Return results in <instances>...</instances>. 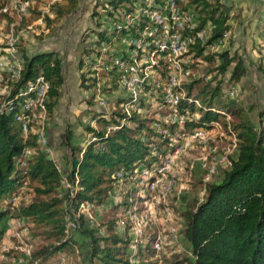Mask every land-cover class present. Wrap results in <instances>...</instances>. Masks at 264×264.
Returning a JSON list of instances; mask_svg holds the SVG:
<instances>
[{
	"label": "trees",
	"instance_id": "1",
	"mask_svg": "<svg viewBox=\"0 0 264 264\" xmlns=\"http://www.w3.org/2000/svg\"><path fill=\"white\" fill-rule=\"evenodd\" d=\"M154 1L159 7L162 5V0ZM39 2L32 0L29 16L21 18L17 30L40 17L43 2ZM137 6H144V1L57 0L48 5L49 15L41 16V23L51 36L56 34L61 21L73 15L87 13L93 21L94 27L83 29L77 42L79 87L90 91L85 99L88 107L94 103L97 79L104 75L114 77L113 57L124 58L123 50L112 44L126 32L144 26L143 21L124 26L120 19L121 14H130ZM181 9H190L194 21L193 28L182 32L194 37L186 53L204 63L199 68L200 74L190 73L175 87L183 91L175 106L183 118L182 124L163 120L169 108L162 102L148 105L142 100L138 104L142 112L134 109L125 115L119 107L107 115L88 110L83 114H88L86 121L81 122L80 117L73 122L66 121L58 135V145L64 149L61 155L64 178L70 185L76 184L71 195L60 182L61 174L55 170L53 159L38 145L36 119L28 120L25 133L21 132L18 121L20 114L31 115L24 108L22 91L38 75L48 85L43 103L45 116L49 121L52 119L65 81L62 56L57 51L27 50L23 43L16 42L14 55L21 64L18 75L10 77L5 70L0 71L5 91L0 94V239L5 233V219H24V227L39 230L36 238L31 235L37 239L31 260L43 261L76 247L84 252L87 264H157L159 256H155L153 232L140 233L133 241L128 222L120 226L118 218L110 217L92 226L85 215L74 214L82 203L98 206L106 202L115 190V172L124 171L133 176L139 165L147 170L158 166L167 155L165 149L169 148V138H163L159 128L174 137L184 130L209 129L211 122L219 123L218 118L226 114L228 120L220 121L221 129L235 137V158L220 178L205 185L200 199L195 197L183 206L179 215L180 233L187 249L182 263L264 264V103L244 104L238 96H229V90L240 83L248 67L241 57L226 48L206 50L229 29V21L236 14L228 0H184ZM101 15L106 17L108 27L101 22ZM200 30L206 32L203 41L195 36ZM258 40L264 43V29ZM263 50H257L259 58H264ZM254 61L264 71V66ZM188 68L197 69L194 63L188 64ZM165 73L160 72L161 79H166ZM125 98L119 99L118 105ZM91 119L95 121L94 126L89 125ZM78 128L95 140L82 147V139L78 141L79 134L75 132ZM25 149L31 154L24 159V166H19ZM24 183L30 187L28 199L13 202L19 193L18 187ZM127 187L116 190L125 193L112 206L115 214H123L132 204L127 196H133L135 190ZM142 197L148 196L138 194L137 200ZM66 216L76 222L75 228L69 231H66ZM174 255L177 254L173 252L170 259Z\"/></svg>",
	"mask_w": 264,
	"mask_h": 264
},
{
	"label": "rangeland",
	"instance_id": "2",
	"mask_svg": "<svg viewBox=\"0 0 264 264\" xmlns=\"http://www.w3.org/2000/svg\"><path fill=\"white\" fill-rule=\"evenodd\" d=\"M228 1L232 4V12L236 14V18H232L229 21V29L226 30L227 34L231 36V42L228 43L227 35L221 45L212 49L207 47L206 50L211 52L226 48L230 53H234L237 57H241L244 60L248 67L247 73L241 79L240 83L232 86L234 91L231 96H238L244 104L253 103L260 106L264 103V71L257 68V64H253V61L256 60L254 62H259L261 66H264V58H259L257 55V50L259 49L261 51L263 50L261 48H264V43H260L258 40L259 36H257L264 29L262 25L259 26L260 20L264 19V0ZM100 18L101 22L108 27L109 24L106 17L101 15ZM77 21H80L79 24H76ZM62 23L69 24L70 28H73V30L76 28V31L70 30V33L59 36L60 38L56 42V46L61 51L69 54L66 55V61L63 65L65 76L64 93L60 101H58L52 117L58 121V124L55 126L56 129L64 126V122L66 121L73 122L80 115L79 113L81 111L95 110L110 115L111 112L118 110L119 105L117 101L126 96V92L115 82V77L104 75L100 78L98 77L97 88L93 89L95 92V97L93 98L94 103L90 104V107L82 103L88 98L90 91L79 90L77 87V81L75 79L76 53L74 51V44L79 32L87 28V26L94 27V23L90 20L87 13L73 15L61 21ZM75 32L78 33L76 34ZM24 40L28 44V47L31 48L34 45L35 35L26 36ZM4 41L5 38L0 39V45L2 47ZM18 42L19 38L17 40ZM121 43L122 38L112 45L116 46V49H120ZM5 53L6 51L3 54L0 53V57L3 58ZM183 59H187L188 64L194 63V67L197 68L190 70L191 75L200 74L199 68L204 66V63L200 59H193L185 55ZM97 69L102 70L98 67ZM151 78L148 87L153 88L152 80H155V77L152 76ZM159 79L161 82H164V79ZM241 85H243L242 88H240ZM3 92L4 89L0 79V94ZM146 94L143 91L141 92L142 96ZM36 116L38 118L35 121L39 125L37 130L41 126L43 127L42 130L46 132L51 120L49 121L47 115L44 117L42 115ZM85 116H88V114ZM85 119L86 117L84 121ZM218 120H228V118L219 117ZM220 121L217 125L212 124L211 128L204 129L198 135L193 134L197 129L192 131L184 130L183 135H180L179 139H174L175 142L170 140L169 148L165 149L168 155H166L167 157L173 151V144L180 143V150L175 155L173 163L161 174V178L164 181H168L171 174H174L171 192H159V189L153 192H137L139 188L137 187V178L142 176L145 170L139 165L135 169L133 176H127L122 181L124 184L122 188L128 186L127 188L135 190L133 196L130 194L127 196V201L130 202L131 200L132 204L123 214L120 212L115 214L113 212L112 206L121 201L125 193L116 192L115 190L111 192L104 204L89 206L81 214L88 216V221L92 226L107 218L115 217L118 219L121 218L132 226L135 225L134 227L137 226L141 233L153 232L155 236L159 237V245L161 247L158 250L159 258L157 259V264H183L182 259L186 253L187 245L180 233V212L183 210V206L187 201L195 197L200 199L205 185L211 180L220 178L223 172L229 168L230 160L235 158L236 146L234 141L230 134H227L221 129ZM50 150L52 153V149ZM18 190L19 193L13 199V202L17 203L20 200L26 201L29 197V185L24 183L18 187ZM138 194L142 196L147 195L148 197H142L143 200H137ZM23 222L24 219L10 218L4 220L6 227L5 233L0 239V253L3 255L4 260H0V264L3 262L27 264L25 259H23L24 250H33L37 240L35 238L38 236L37 232L39 230H31L27 227L28 225L24 227ZM22 228L25 229L21 230ZM15 233H18L19 236H15ZM31 235H34L35 238ZM173 252L177 255H174L170 259ZM163 256L165 259L162 260ZM43 262L44 264H87L84 252L76 247L50 255Z\"/></svg>",
	"mask_w": 264,
	"mask_h": 264
},
{
	"label": "built area",
	"instance_id": "3",
	"mask_svg": "<svg viewBox=\"0 0 264 264\" xmlns=\"http://www.w3.org/2000/svg\"><path fill=\"white\" fill-rule=\"evenodd\" d=\"M54 1L57 0H49L46 8L40 9L41 14L39 19H41L42 14L48 13V5ZM142 1H144V6H137L132 13L121 14L120 16L124 26L133 23L138 24L140 21L144 22V26L134 32L128 31L120 37L122 38L120 49L124 52V58H120L119 55L112 59L113 74L116 79L115 82L126 92V98L121 104H119V107L125 115H128L131 110H142L138 107L140 100L148 105H157L160 101L169 108L168 113L162 116L163 120L182 124L183 118L177 113L175 106L183 96V91H179L178 89H175V87L179 86L181 82L186 80L190 73L187 59H183V56L190 57L186 52L188 50V45L193 43L194 37L183 35L182 32L193 28V15L190 9H181L184 0H162V5L160 7L155 4L154 0ZM31 5L32 0H2V3L0 4V16L11 19L4 27L0 25V32L3 33L5 38L4 50L6 51L5 56L3 58L0 57V69L5 70L10 77H16L21 67L20 62L14 55L17 38L21 31V29L17 30L16 27L21 18L29 13L28 10ZM118 26L119 25H116L115 28H118ZM26 28H28V26H26ZM205 34V30H200L195 36L200 41H203L206 36ZM227 35L228 34L225 31L219 39L208 47L212 49L221 45ZM103 48L105 49L106 47ZM162 71L166 72V79L164 82H161L159 79L161 76L160 72ZM152 76L155 77V80H152L153 88H150L148 85ZM47 87V82L41 75H38L32 82L28 83L22 91V94L25 95L24 108H27L31 112L30 116L24 114L18 116L19 127L22 133L26 132L29 119L38 118L36 115H42V117L45 116V106L43 101ZM142 91L147 94L142 96ZM233 91L234 89L231 88L228 95L231 96ZM3 93H5V91ZM194 103L198 104L196 100ZM225 117L228 118L226 114ZM122 122L123 119L120 120V123ZM211 124L217 125L218 123L211 122ZM89 125L94 126L95 121L91 119ZM155 126H157V124ZM42 128L43 127L40 126L38 130V145L52 158L51 150L47 145L46 135ZM159 129L163 135L162 137L169 138V142L170 140L175 142L174 139H179L180 135L176 134L174 137H170L164 129ZM203 130V128H199L193 134L198 135V133L200 134ZM230 136L235 144L234 135L230 134ZM94 140L95 138L93 136L88 134L84 135L80 145L85 147L86 144ZM177 143L173 144V151L169 157H167V155L161 159L155 169H145L143 175L137 178V187H139L137 192H153L156 189H159V192H171L174 174H171L168 181H164L161 178V174H163L168 166L173 163L175 155L180 150V143ZM30 154V150H23L18 165L24 166V159ZM53 165L55 170L61 174V184L68 189V192L71 195L76 189V184L74 183L73 185H70L67 183L62 172V165L58 160L53 159ZM127 176V172L124 171H117L114 173L113 179L115 191L124 186L122 181L123 179H126ZM89 206L92 207V204H80L74 215L85 212L84 209L86 208L87 210ZM87 217L88 216H86V218ZM65 222L66 231H69L76 226L75 219L70 218V216L65 217ZM123 222L124 221L121 218L117 220V224L120 226ZM134 226L135 225L130 226V233L134 238L133 241L135 240V237L141 233L137 226ZM23 229L25 228H22L21 230ZM15 236H19V234L15 233ZM153 247L156 253L155 256L158 257V250L161 248L158 236L154 239ZM30 256L31 250L25 249L23 259H25L27 264H44V262L40 260H31ZM2 259L4 260V257L0 253V260Z\"/></svg>",
	"mask_w": 264,
	"mask_h": 264
},
{
	"label": "crops",
	"instance_id": "4",
	"mask_svg": "<svg viewBox=\"0 0 264 264\" xmlns=\"http://www.w3.org/2000/svg\"><path fill=\"white\" fill-rule=\"evenodd\" d=\"M39 1L43 2V5L41 6V8H46L45 4H47V2L49 0H47V1L46 0H39ZM1 2H2V0H1ZM47 14L49 15V11H48ZM28 16L29 15L27 14L26 16H24V18L27 19ZM8 21H9L8 17L6 18L4 16H0V25L2 27H4ZM79 22L77 21L76 24H79ZM261 25L264 27V19L260 20L259 26H261ZM26 26H28V28H26ZM74 26H75V24H74ZM24 28H26V30ZM77 29H78V26H77ZM70 30H73V28H70L69 24H66V23L63 24L62 23L60 25L59 29L56 31V34L51 36V35L48 34V29L43 27V24H41V19H39V17H38V18H36V19H34L32 21L27 22L25 27L21 28V31L19 32V37H21L22 40L19 41V42L23 43L24 46H26L27 50L40 49V50H48V51L49 50L50 51H57L59 53V55L62 56V73H63V76H64L63 65H64V62L66 61V59H65L66 55H69V54H66L64 51H61V49H59V47L56 46V42L59 40V38H60L59 36L70 33ZM73 31H76V28ZM82 31H83V29H82ZM82 31L79 32L77 40H75V44H74V51L76 53V67H75L76 78L75 79L77 81L76 83H77V87L79 88V90H83V89L79 87V80H78V71H77V61H78V53L77 52H78V50H77V42H78V39H79L80 34H81ZM260 34H258L257 36L260 37ZM34 35H35L34 45H33V47L29 48L28 44L25 43L26 41L24 40V37H26V36H34ZM1 38H4V35H3L2 32H0V39ZM0 49H1L0 53L3 54L5 52L4 45H3V47H2V45H0ZM64 79H65V76H64ZM64 87H65V81H64V86L62 88V94L64 93ZM62 94L60 95L58 101H60ZM82 103L84 105H87L85 103V101L82 102ZM81 112L79 113L80 115H78L77 117H80L81 118L80 120L82 122L86 116L83 115V114H85L84 112H82V113ZM54 119L55 118L51 119L50 126H48V128H47L48 130L46 131L47 143H48L49 148L52 149V153H51L52 154V159L58 160L61 163V165L64 166V160L61 158L62 157L61 155L64 152V149L60 148L59 145H58V135L63 130L64 126H62L61 128H57L56 129L55 126L58 124V121L54 120ZM64 125H65V122H64ZM75 132L77 134H79L78 141L81 140L84 137V135H85V132L82 131L80 128L76 129Z\"/></svg>",
	"mask_w": 264,
	"mask_h": 264
}]
</instances>
